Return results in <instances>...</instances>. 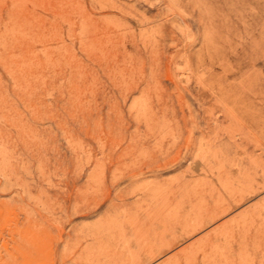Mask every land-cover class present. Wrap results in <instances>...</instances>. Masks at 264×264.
<instances>
[{"label": "rangeland", "instance_id": "1", "mask_svg": "<svg viewBox=\"0 0 264 264\" xmlns=\"http://www.w3.org/2000/svg\"><path fill=\"white\" fill-rule=\"evenodd\" d=\"M0 264H264V0H0Z\"/></svg>", "mask_w": 264, "mask_h": 264}]
</instances>
